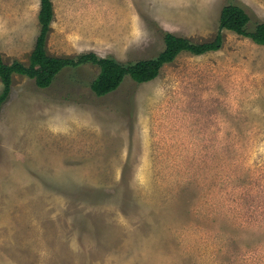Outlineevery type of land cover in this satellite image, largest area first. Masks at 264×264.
I'll use <instances>...</instances> for the list:
<instances>
[{
  "label": "rangeland",
  "instance_id": "rangeland-1",
  "mask_svg": "<svg viewBox=\"0 0 264 264\" xmlns=\"http://www.w3.org/2000/svg\"><path fill=\"white\" fill-rule=\"evenodd\" d=\"M230 2L264 21V0H53L47 51L154 58L166 32L212 40ZM39 11L0 0L5 62L29 63ZM224 35L105 96L91 63L48 88L14 76L0 107V264H264V45Z\"/></svg>",
  "mask_w": 264,
  "mask_h": 264
},
{
  "label": "trees",
  "instance_id": "trees-1",
  "mask_svg": "<svg viewBox=\"0 0 264 264\" xmlns=\"http://www.w3.org/2000/svg\"><path fill=\"white\" fill-rule=\"evenodd\" d=\"M54 18L53 0H40L38 15L40 32L28 64L20 60L7 63L0 51V80L3 85L0 93V107L10 97L14 76L17 74L35 80L40 88H48L65 68H77L91 63L100 69L98 76L91 83V89L97 96H105L118 89L127 76L138 83L156 79L166 64L173 62L184 52L202 55L221 49L224 45L226 30L249 37L255 43L264 45V21L257 22L254 27H251L250 14L242 5L234 2L227 3L222 8L218 31L212 40L195 42L188 37L166 32L165 48L156 57L127 64L113 57H100L94 52L82 53L75 57L50 55L47 51V41Z\"/></svg>",
  "mask_w": 264,
  "mask_h": 264
}]
</instances>
